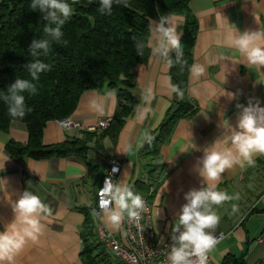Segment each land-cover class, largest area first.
Listing matches in <instances>:
<instances>
[{"label":"crops","instance_id":"crops-1","mask_svg":"<svg viewBox=\"0 0 264 264\" xmlns=\"http://www.w3.org/2000/svg\"><path fill=\"white\" fill-rule=\"evenodd\" d=\"M188 7L197 20L192 64L203 65L205 74L197 79L189 73L187 96L196 110L176 122L157 157L143 156L140 149L145 134L153 133L164 119L172 92L166 59L152 51L157 34L150 25L148 59L132 70L135 101L131 112L114 139L105 136L100 147L90 144L85 161L72 156L45 159L11 156L6 145L11 140L26 143L25 124L13 120L6 131L0 130V231L14 221L12 205L25 190L38 195L52 210L50 216L41 219L44 230L39 241H29L13 264H119L102 247L93 252V262L82 254V208L91 214L95 232L99 225H104L114 233H122V224L116 229L102 213L92 214L96 191L110 159L120 161L117 181L130 186L136 179H151V221L157 237L164 239L172 233L180 209L186 203L185 194L212 183L199 174L204 150L223 151L232 147L228 138L241 111L236 105L247 106L252 99L264 107V67L250 65L230 41L234 33L264 32V0H189ZM160 15L170 17L177 33L182 35L181 15L168 12ZM159 18L151 20L158 22ZM258 43L264 44V41ZM149 88L154 98L145 104L142 97ZM224 91L236 94V98L230 101L223 95ZM116 106V95L111 90H86L68 116L82 127L65 129L58 120H49L43 128L42 142L50 144L79 137L81 131L95 126L100 119L112 118ZM145 107L151 111L141 119L140 113ZM191 143L198 150L192 149ZM263 158L256 155L254 165L245 162L243 167L236 165L226 170L214 182L215 190L232 189L236 193L243 186L247 171L261 164ZM157 161L165 164L162 172L148 178L147 171ZM252 188L254 191H247L244 198L237 193L241 202L223 203L221 210L213 208L221 217L218 227L225 235L211 251L208 264H225L226 255L237 259L233 264H256L264 257V179ZM233 205L237 206L236 212L232 210ZM16 223L19 226V221Z\"/></svg>","mask_w":264,"mask_h":264},{"label":"trees","instance_id":"trees-1","mask_svg":"<svg viewBox=\"0 0 264 264\" xmlns=\"http://www.w3.org/2000/svg\"><path fill=\"white\" fill-rule=\"evenodd\" d=\"M189 0H128V6L113 4L111 15L99 11L100 0H67L73 13L65 22L59 42L43 32L48 21L43 19L39 6L32 10V0H0V130L6 131L13 119L8 115V106L2 96L16 78L31 79L27 65L33 61L30 55L33 40L50 41V52L38 58L52 66L51 71L40 74L37 93L25 92V103L31 111L23 122L27 129L26 143L11 140L6 151L11 156L27 155L35 159L50 157H78L85 161L90 144L100 147L101 140L108 136L114 139L125 118L130 114L135 101L132 70L145 63L149 55V20L158 19L163 12L181 15L184 19L180 37L187 65L181 69L176 63V52L170 59L173 66L168 70L171 84L183 92V99L172 93V101L164 119L145 139L140 153L157 157L160 147L171 135L176 122L196 110L188 99V75L192 65V47L197 33V20L188 7ZM42 53V50H38ZM109 89L115 93L117 106L109 125L101 131H81L79 137L61 142L44 144L42 132L47 121L68 117L75 108L80 95L86 90ZM164 163L157 161L147 171L148 178L162 172ZM130 187L140 195L151 188V179H136ZM84 220L81 230L82 254L93 262V252L100 243L96 238L94 223L89 211L81 209ZM237 259L230 255L225 264ZM256 264H264V257Z\"/></svg>","mask_w":264,"mask_h":264},{"label":"clouds","instance_id":"clouds-1","mask_svg":"<svg viewBox=\"0 0 264 264\" xmlns=\"http://www.w3.org/2000/svg\"><path fill=\"white\" fill-rule=\"evenodd\" d=\"M114 3L128 6V0H100L99 11L111 15ZM38 6L40 12L44 13L43 19L48 21L43 28L44 34L59 42L63 36L61 29L73 13L71 4L67 0H32L31 9L36 10ZM149 25L152 32L154 28L157 34V43L152 51L164 57L167 67L171 69L173 61L168 58V54L175 50L176 63L181 64L183 69L184 65H187V60H181L184 56L180 41L181 33H177L171 18L161 16L158 22L150 19ZM230 41L250 65L264 67V44L258 43L264 41V32L246 30L239 34L234 33ZM38 50H42V53ZM50 50L49 40H33L30 55L34 59L27 65L31 79L16 78L2 96L8 106V115L13 120L23 119L26 113L31 111L26 106L23 94L25 92L36 94L38 91L36 82L39 81L40 74L51 71L52 66L38 58L40 55L47 56ZM189 73L191 77L198 79L205 74V68L194 63L189 67ZM170 91L175 93L177 98L183 99L184 92L177 85L170 83ZM223 95L230 101L236 98V94L231 92L224 91ZM151 98H154V93L149 88L142 100L149 104ZM236 107L241 111L238 114V123L228 138L232 147L223 151L205 149L200 161L202 164L199 168L200 176L206 182L212 183L208 187L190 190L185 194L186 203L181 207L173 225L172 244L166 254L169 264H208V253L218 243L213 232L221 219L213 205L219 206L227 201L239 199L238 194L230 196L226 192L215 190L214 182L219 181L226 170L236 165L243 167L245 162L252 166L256 155L264 156V107H260L259 101L253 103L252 99H249L247 106L238 103ZM150 111V107H145L140 113V118H146ZM145 138L150 139L147 133ZM191 147L198 150L195 144L191 143ZM116 171L118 169L113 170ZM98 195L100 213L113 228L119 229L125 219L142 228L140 221L143 218L142 214L148 211L147 204L129 185L120 180H113L110 173ZM12 208L15 214L14 221L0 231V264H13L15 257L23 251L29 241L37 243L44 230L42 217L52 214L50 206L28 190L20 194ZM232 210L236 212L237 206L233 205ZM93 215H96L95 210ZM16 221H19V226Z\"/></svg>","mask_w":264,"mask_h":264},{"label":"built area","instance_id":"built-area-1","mask_svg":"<svg viewBox=\"0 0 264 264\" xmlns=\"http://www.w3.org/2000/svg\"><path fill=\"white\" fill-rule=\"evenodd\" d=\"M61 126L65 129L81 128L82 125L70 119L69 117L63 119H57ZM111 121L110 117L100 119L95 126L88 127L87 131H101L105 129ZM114 169L118 171L113 172ZM120 171V161L116 159H110L108 169L104 175L100 186L96 191L95 205L92 208L95 210L96 215L100 214L99 209V190L105 184L106 177L112 174L113 180H118ZM152 188L141 196L144 198L147 204L148 211L142 214L140 224L142 228H138L134 223L128 222L127 219L122 223V233L117 234L110 231L106 226L99 225L96 229V238L101 247L108 252L119 264H169L167 260V252L172 244V235L170 233L164 239H159L153 228L151 221V208L152 204L149 199V195ZM213 234L216 236L218 242L221 240L225 232L217 227ZM210 253H208V263L210 260Z\"/></svg>","mask_w":264,"mask_h":264},{"label":"rangeland","instance_id":"rangeland-1","mask_svg":"<svg viewBox=\"0 0 264 264\" xmlns=\"http://www.w3.org/2000/svg\"><path fill=\"white\" fill-rule=\"evenodd\" d=\"M253 170L252 171L251 170L247 171V174H245V177H244V180H243L244 184H243V186L240 189H238L236 191V193L232 189H230V191H228V192L227 191H225V192L228 193L230 196H235V195H237V193H240V196L241 197L243 196V198H244V196H246L247 191L253 192L254 190H253L252 186L254 184L255 185L258 184V182H262V180L264 179V158H263V162L261 164H259V163L255 164ZM255 190H258V189H255ZM240 200H241V198L237 199V200L233 199V200L227 201V202L236 203V201L241 202ZM227 202H225V203H227ZM222 206H223V204L219 205V206L213 205V208L221 210Z\"/></svg>","mask_w":264,"mask_h":264}]
</instances>
